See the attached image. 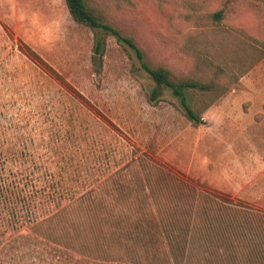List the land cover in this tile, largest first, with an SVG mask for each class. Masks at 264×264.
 I'll return each instance as SVG.
<instances>
[{"label": "rangeland", "instance_id": "1", "mask_svg": "<svg viewBox=\"0 0 264 264\" xmlns=\"http://www.w3.org/2000/svg\"><path fill=\"white\" fill-rule=\"evenodd\" d=\"M88 1L104 22L134 38L150 65L204 81L222 77L228 90L192 123L169 89L158 88L151 98L157 86L131 48L102 28L75 22L65 0H0V264H61V234H78L82 214L75 210L31 228L30 210L67 204L124 166L116 178L125 189L137 188L136 178L146 173L155 184L151 167L158 166L199 194L184 199L191 213L183 252L157 247L154 253L168 262L141 258V252L135 259L120 256L129 245L110 241L109 259L101 264H264L261 6L232 1L218 24L197 15L225 0ZM218 26L236 35L223 46ZM98 39L100 56L94 52ZM194 39L201 51L188 48ZM206 44L214 47L205 51ZM27 47L42 63L25 54ZM198 95L187 92L193 109ZM110 181L100 193L124 201ZM222 198L248 209L226 208ZM171 199L154 203L165 215Z\"/></svg>", "mask_w": 264, "mask_h": 264}, {"label": "trees", "instance_id": "2", "mask_svg": "<svg viewBox=\"0 0 264 264\" xmlns=\"http://www.w3.org/2000/svg\"><path fill=\"white\" fill-rule=\"evenodd\" d=\"M232 1L235 0H225L224 5L214 12L198 14L197 17L199 19H201L202 16L204 18L211 17L213 21L215 20L219 24L225 17L227 5ZM65 2L75 22L84 24L92 29L102 28L107 33L116 37L118 41L131 48L137 57L140 68L157 86V89L153 90L151 98L155 99L158 97V88L169 89L174 96L179 98L184 109V114L190 122L195 124L199 123L201 120V113L228 90V86L223 81L222 77H218V79L215 80L204 81L187 75L176 76L171 69L163 64L150 65L145 61L144 52L135 42L134 38L123 34L117 27L104 22L91 2L88 0H65ZM256 2L261 6L264 13V0H256ZM194 12H196L195 9ZM218 29L221 28L218 26ZM222 31L224 32V36L222 38V36L219 35L217 42L220 46H223L224 43L228 40H232V38L236 36L234 33L231 34L230 32ZM195 42H197V40H192L190 44H188V48L200 50L201 48ZM102 47L103 41L98 39L94 47L95 54L100 56ZM213 47V44H206L204 50H209ZM25 54L33 61L42 63L41 58L29 47H27ZM96 59L97 56L93 55V63L95 65ZM228 71L235 75L237 74L235 70L228 68ZM244 71H246L244 67L240 69V75L243 74ZM189 91L199 92L195 103V109L189 104L187 97V92ZM124 167L112 172L102 180L99 185L87 188L76 196H72L67 204L60 205L55 209H48V212L45 213L41 212L36 206L30 210V216L26 221L31 228H37L44 223L53 222L54 220L59 222L63 214L75 210L82 214L84 226H76L74 228V230L76 228L80 229L78 234L75 235V231L71 232L70 230L61 234L62 239L57 247V253L59 254L58 256L61 264L105 263L109 259L108 243L110 241L118 248L129 245L127 248H123V252L121 253L123 255L120 256L129 258L134 257L137 259V254L141 252V258L150 261L157 258L159 261L165 259L166 262H168L166 256L162 259L158 258V255L154 253L157 247L163 249V252L168 254H173L176 250L181 252L185 250L187 233L186 223L188 222L191 212L190 206L185 204L187 200L184 199H189L190 196L191 198L194 197V195L198 193L197 189L170 170L158 166L151 167L156 169L154 175L157 176V178L155 176L157 182L155 184L151 185L149 183L151 176L149 173H146L144 174V178L142 175L136 178V181L139 182L137 188H132V190L128 188L125 189V183L117 181L118 178H116L117 175L119 176L120 171L125 170ZM109 180H111V184L115 187H111V189H115L118 196L123 198L124 201H108V199L104 197V193H100L104 189L101 187L102 184L105 185ZM144 180H146L147 185L143 184ZM108 194L110 198H113L111 193ZM166 195H169L174 200L171 199V207H168V211L164 215L161 211V207L155 205L154 200L160 199ZM129 198H135L136 200L124 203ZM221 201L226 208H237L240 209V211H246L248 209L247 206L229 198H222ZM31 202L32 200H30V203ZM262 215L264 219V214ZM229 221H231V219H229ZM138 248L140 250H137ZM115 259H117L115 260L117 262L120 260V258Z\"/></svg>", "mask_w": 264, "mask_h": 264}]
</instances>
